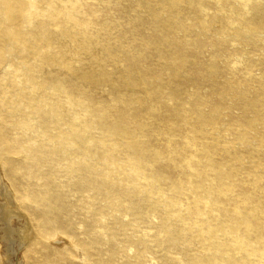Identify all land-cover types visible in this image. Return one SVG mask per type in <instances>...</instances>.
<instances>
[{
    "label": "rangeland",
    "instance_id": "rangeland-1",
    "mask_svg": "<svg viewBox=\"0 0 264 264\" xmlns=\"http://www.w3.org/2000/svg\"><path fill=\"white\" fill-rule=\"evenodd\" d=\"M0 180V264H264V0H0Z\"/></svg>",
    "mask_w": 264,
    "mask_h": 264
},
{
    "label": "bare ground",
    "instance_id": "bare-ground-1",
    "mask_svg": "<svg viewBox=\"0 0 264 264\" xmlns=\"http://www.w3.org/2000/svg\"><path fill=\"white\" fill-rule=\"evenodd\" d=\"M0 196L2 197L0 201V240L3 243L5 260L8 263H12L13 254L17 250V247L24 244L33 236V229H31L28 223L26 214L18 208L11 191L2 180H0ZM12 218L21 220V223L13 227L12 225L14 224L11 223Z\"/></svg>",
    "mask_w": 264,
    "mask_h": 264
}]
</instances>
